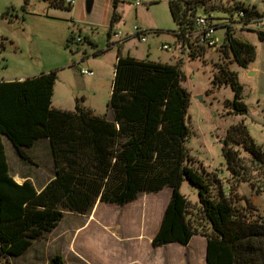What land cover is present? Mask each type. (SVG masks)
Masks as SVG:
<instances>
[{"label":"trees","instance_id":"trees-1","mask_svg":"<svg viewBox=\"0 0 264 264\" xmlns=\"http://www.w3.org/2000/svg\"><path fill=\"white\" fill-rule=\"evenodd\" d=\"M43 1L53 7L72 9L64 0ZM117 2L114 0L115 6ZM28 4L29 0H25L24 8ZM204 4L201 0L169 1L172 19L178 26L173 34L181 42L194 29L197 16L221 21L230 12V8L222 6L218 11L200 13ZM235 7L247 12L246 22L254 17L264 18V12L260 14L254 8L248 11L239 3ZM117 19L114 13L112 24ZM219 28L225 29V37L213 86H230L234 92L228 103L231 114L247 115L243 87L227 66L234 60L241 68H248L255 50L249 42L237 38L231 27L218 25ZM259 36L264 40V33ZM206 53L201 48L190 58H202ZM184 63L183 59L167 64L119 55L109 114L104 116L95 115L79 101L74 111L54 108L56 71L25 80L0 81V259L9 261L26 254L36 241L57 228L66 213L89 214L97 202L124 206L142 194L168 188L171 196L152 239L153 247L171 243L186 246L194 235L201 234L207 238L206 264H264V216L260 209L249 197L239 195L238 183L228 190L221 188L214 195L213 181L194 166L187 146L192 134L187 122L191 94L183 86ZM3 136L29 163L32 160L25 149L42 139L49 141L54 175L40 191L30 180L23 184L13 180ZM236 144L239 148H235ZM242 149L264 174V151L243 125L230 129L222 147L227 170L243 178L246 169ZM184 181L198 191V208L193 218L189 217L193 209L190 201L181 193ZM48 264L64 262L56 255Z\"/></svg>","mask_w":264,"mask_h":264},{"label":"rangeland","instance_id":"rangeland-1","mask_svg":"<svg viewBox=\"0 0 264 264\" xmlns=\"http://www.w3.org/2000/svg\"><path fill=\"white\" fill-rule=\"evenodd\" d=\"M169 1L118 0L115 6L114 0H77L75 7L66 9L43 0H29L26 8L25 0H0V79L19 80L56 71L54 106L73 109L78 100L82 107H91V111L105 115L117 56L174 63L172 53L161 50L164 44H174L173 32L178 29ZM201 1L205 4L200 13L236 3L254 8L260 14L264 12V0ZM114 13L118 19L112 24ZM135 27L147 31L146 42L134 36ZM115 32L129 37L120 48L109 45ZM260 32L264 33V27L255 24L235 32L237 38L253 46L255 58L246 69L234 60L227 66L243 87L247 115L231 114L228 103L233 100L234 92L230 86H213L217 65L221 63L217 50H209L194 60L186 55L182 69L186 76L183 86L191 94L187 122L192 134L187 146L194 166L213 181L214 195L235 183L239 184L240 195L254 193L256 205L264 216L263 172L242 149L245 175L243 178L233 175L227 170L222 154L230 129L238 125H243L264 151V40ZM216 36L219 45L222 44L225 29H217ZM71 38L82 42L73 43ZM84 70L94 75L88 77ZM235 148L239 146L236 144ZM28 155L35 165L23 164L15 154L11 156L12 172L37 175L36 186L40 188L54 175L52 157L44 142L28 151ZM169 193L170 189L166 188L159 193L142 194L124 206L97 202L86 215L66 213L57 229L36 241L26 254L9 261L0 259V264H48L56 255L62 257L64 264H206L201 234H196L201 236H196L189 248L151 246V236L169 202ZM181 193L190 201L193 209L189 217L193 218L198 208L197 194L188 181L183 182ZM194 225L198 226V222Z\"/></svg>","mask_w":264,"mask_h":264},{"label":"built area","instance_id":"built-area-1","mask_svg":"<svg viewBox=\"0 0 264 264\" xmlns=\"http://www.w3.org/2000/svg\"><path fill=\"white\" fill-rule=\"evenodd\" d=\"M65 5L73 8L75 7L77 0H64ZM139 2L136 3V6H139ZM230 8V12L227 13L223 20L218 21L215 18L207 15H199L195 18L194 29L189 33L185 34L183 41L181 42L175 35L176 44L179 45L187 54L188 58L193 52H197L199 49L204 48L206 51L213 50L218 51L221 49L222 44L219 45V38L216 36L217 26L225 25L231 27L234 31L237 30H246L250 28L251 24L257 25L259 28L264 27V18L254 17L250 21H245L247 12L244 9H238L235 7V4L227 6ZM237 8V9H236ZM246 10H250L249 7H245ZM147 31L141 30L138 27L134 28V36L139 39L141 42H146ZM129 37H124L121 32H115L110 40L109 45L111 47H121ZM73 43H81V39L72 38ZM161 50L167 52H173L174 48L172 45L164 44L161 46ZM191 59V58H190ZM83 74L92 77L94 73L89 70H84ZM227 198H230L229 192L225 193Z\"/></svg>","mask_w":264,"mask_h":264},{"label":"crops","instance_id":"crops-1","mask_svg":"<svg viewBox=\"0 0 264 264\" xmlns=\"http://www.w3.org/2000/svg\"><path fill=\"white\" fill-rule=\"evenodd\" d=\"M169 45H172L173 46V48H174V51L173 52H171L172 53V56H173V58H174V63L176 62V61H178V60H180V59H183L187 54H186V52L179 46V45H177L176 44V39H175V42H174V44H169ZM117 58H118V56H117ZM183 61H185V59H183ZM167 63V62H166ZM174 63H172V64H174ZM185 63H186V61H185ZM184 63V64H185ZM167 64H169V63H167ZM32 78V77H31ZM27 79V78H26ZM19 80H25V79H19ZM0 81H5V82H9V81H15V80H3V79H0ZM55 88V87H54ZM112 90V89H111ZM110 96H111V92H110ZM53 97H54V94H53ZM53 97H52V106L54 107V108H56V109H60V110H66V111H74L75 110V106H74V108L73 109H64V108H61V107H58V106H54L53 105ZM78 101V100H77ZM75 105H76V103H75ZM89 109H91V107H88ZM95 115H98V116H104V115H102V114H98V113H96V112H93ZM107 114H109V113H107ZM106 115V114H105ZM41 142H44V143H46V145H47V148H48V151H49V153H50V155H51V149H50V145H49V141L47 140V139H42V140H40V141H38L34 146H32L31 148H28V149H25V152H26V154L28 155V151H31V150H33V149H36V146L38 145V144H40ZM2 143H3V146H4V150H5V153H6V156H7V162H8V166H9V170H10V174H11V176H12V178H13V180L17 183V184H23L26 180H30L33 184H34V186L36 187V189H37V191H40L52 178H50L47 182H45L44 184H43V186L42 187H40V188H38L37 186H36V179L38 180L39 179V177L37 176V175H31V174H29V173H25V174H21L20 173V171H14V172H12V158H11V156H13V155H15V154H17V152H16V150H15V148H14V146L12 145V143L5 137V136H3L2 137ZM17 156H18V154H17ZM29 156V155H28ZM19 157V156H18ZM30 157V156H29ZM51 157H52V155H51ZM19 159L22 161V163L23 164H26V165H35L34 164V162L32 161V163H29V162H27V161H24V160H22L20 157H19ZM30 159H31V157H30ZM32 160V159H31ZM52 161H53V157H52ZM53 165H54V162H53ZM238 193H239V195H240V191H239V189H238ZM170 196H171V190H170ZM241 196H242V194H241ZM244 196H247V197H249L250 199H251V201L256 205V202H255V194L254 193H250L249 195H244ZM136 201V200H135ZM134 202V201H133ZM132 203V202H131ZM131 203H129V204H131ZM168 204V203H167ZM257 206V205H256ZM165 211V210H164ZM164 211H163V214H164ZM163 214H162V217H161V219H160V221H159V223H157L158 225H157V227L155 228V230H154V233L152 234V236H151V239H150V244H151V246H152V239H153V237L155 236V234L158 232V230H159V228H160V225H161V222H162V218H163ZM65 217V216H64ZM64 219V218H63ZM62 219V220H63ZM61 223V222H60ZM59 223V224H60ZM59 226V225H58ZM57 226V227H58ZM57 228H55V230H56ZM54 231V230H53ZM52 233V232H51ZM196 236H201V235H194L193 236V238L191 239V241H190V243L188 244V245H186V246H182V245H180V244H176V243H171V244H168V245H165V246H161V247H153V248H155V249H158V248H164V247H167V246H170V245H179V246H181V247H183V248H189L192 244H193V242H195L194 240H195V238H196ZM202 238H203V240H202V250H203V252H204V255L206 256V248H207V238L205 237V236H201ZM33 246V245H32ZM31 246V247H32ZM30 250V249H29Z\"/></svg>","mask_w":264,"mask_h":264},{"label":"water","instance_id":"water-1","mask_svg":"<svg viewBox=\"0 0 264 264\" xmlns=\"http://www.w3.org/2000/svg\"><path fill=\"white\" fill-rule=\"evenodd\" d=\"M195 193H196V194H198V191H197V190H195Z\"/></svg>","mask_w":264,"mask_h":264}]
</instances>
